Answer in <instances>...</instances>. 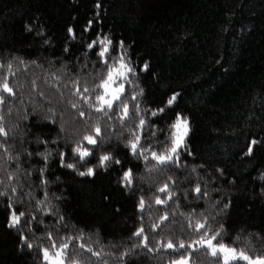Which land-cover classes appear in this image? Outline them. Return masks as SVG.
Returning a JSON list of instances; mask_svg holds the SVG:
<instances>
[{
  "label": "trees",
  "instance_id": "trees-1",
  "mask_svg": "<svg viewBox=\"0 0 264 264\" xmlns=\"http://www.w3.org/2000/svg\"><path fill=\"white\" fill-rule=\"evenodd\" d=\"M105 36L109 63L126 53L135 69L123 81V121L115 106L95 111L102 90L92 89L107 66L101 45H88ZM0 64L15 92L0 105L8 133L0 136V264H44L41 248L69 238L81 264H170L181 254L217 264L192 248L216 232L229 247L264 255V0H0ZM84 87L91 108L75 94ZM177 114L190 132L178 159L158 164L152 152L171 147ZM78 144L92 155L81 161ZM105 154L113 160L100 167ZM88 168L95 174L79 175ZM13 211L24 215L10 227ZM140 228L147 248L134 235ZM169 240L186 246L168 249Z\"/></svg>",
  "mask_w": 264,
  "mask_h": 264
},
{
  "label": "snow or ice",
  "instance_id": "snow-or-ice-1",
  "mask_svg": "<svg viewBox=\"0 0 264 264\" xmlns=\"http://www.w3.org/2000/svg\"><path fill=\"white\" fill-rule=\"evenodd\" d=\"M99 7V5H97ZM91 25V21L89 22V26ZM31 30V29H29ZM87 30V29H85ZM69 33H72L73 30L71 28L68 29ZM97 44L101 45V49L98 52V56L103 59L104 64L107 66V72L104 75V77L101 79L100 83L95 86L92 91H95L97 88L101 89L102 91L96 95L95 99L98 103V106L95 107L96 112H101L107 114V111H112L114 109V106L119 108L121 112L120 119L126 120L129 117V106L126 102H124V99H122L125 88L124 83L122 81H128L129 83L131 81L128 80L129 74L135 75V69L129 66V63L126 61L125 56L126 53L121 54L118 58L114 60L113 63H109V59L111 57L108 55L110 52V48L112 46V40L105 36L103 39H98L92 41L88 45V47L91 49ZM120 48H123V42H120L119 45ZM4 65L0 64V68H3ZM8 69L11 70L12 65L9 63L7 65ZM148 64L145 63L143 66L144 71L148 70ZM89 89L87 87H84L82 92L79 88L76 90V95H80L82 99H84L85 103L88 104V106L91 108L93 105L89 102V98L84 96V93H88ZM6 93L8 96H14L15 92L13 88L9 85L8 78L5 76L2 79H0V105L5 103V95ZM142 94V93H141ZM178 94H174L171 96L168 101L167 105L171 106L177 99ZM133 100L136 99L135 96L132 97ZM73 108L76 107L75 104L72 105ZM158 111L163 112L164 109L161 108ZM153 115H156V112L152 113ZM80 115L83 116L84 113L80 112ZM3 120V117L0 116V121ZM145 124V121L143 119L140 120V123L138 127L143 128ZM171 133H170V140H171V147L167 148L164 153L157 154L156 152H152V159L156 160L158 164H166L169 161L173 160V158L178 159L179 155V149L184 146L185 140L190 132V125L187 117H181L179 114H177L176 120L174 123L170 126ZM96 136H100L101 129L99 126H96L95 128ZM8 133L3 127L2 124H0V136L7 137ZM134 135V141H130L128 146L130 147L132 153L135 155L138 151V145L140 137L138 135ZM84 140L87 141L90 145H96L97 140L94 136L88 135L84 137ZM253 144L256 143V141H252ZM144 151H147L145 149ZM73 152L79 156V159L81 161L85 160L88 156L92 155V152L88 149L83 147V145L78 144L74 149ZM252 149H248L247 154H251ZM147 159V157H145ZM113 158L111 155L105 154L100 157L99 166L105 167L109 161H112ZM115 163H120L119 160H115ZM67 168H75L74 164H65L64 165ZM95 174V170L93 168H88L86 172H79V175L81 176H92ZM123 180L126 181L129 185L132 181V173L131 170H128L123 175ZM15 191V189H13ZM160 192H167V185L159 189ZM196 192H200V188H196ZM4 193H0V195H3ZM171 198V194L169 193V199ZM157 204H164L166 201L161 200L159 198L156 199ZM144 207V201H140V208L143 210ZM24 215L23 212L17 213L15 211L12 212V222L10 223V227H15L16 224L19 223L20 217ZM162 219H167V217H163ZM196 230L201 231L205 228L204 223H197L196 224ZM144 229L140 228L137 232L134 233L135 236H143ZM220 236L219 232H216L212 234L210 237L206 233H202L201 237L198 241L195 243L199 244L200 247L206 248L208 250V254L212 256L213 258H216L217 264H240V262H243V264H264V255L260 256H250L245 250H237L234 247H229L228 245L219 242L218 237ZM25 242L27 243V237H23ZM49 239L51 240V235H49ZM71 239L65 240L63 242L57 243L56 241H53L50 248L44 247L41 248L42 258L44 264H81V261L78 259V257L73 253L70 254L69 244L71 242ZM148 238L146 236H143V246L145 248L148 247L147 243ZM185 243L183 241L179 242L178 248L183 249L185 248ZM28 248H32L33 245L31 243H27ZM80 248H84V244L79 245ZM164 247L168 249L178 250L177 246L169 240ZM188 247H191V245H188ZM88 252H91L93 256H99V252H94L92 248L86 249ZM195 250V249H194ZM149 251H152L151 248H149ZM191 254H188V256H185L181 254V256L170 262V264H189Z\"/></svg>",
  "mask_w": 264,
  "mask_h": 264
},
{
  "label": "rangeland",
  "instance_id": "rangeland-1",
  "mask_svg": "<svg viewBox=\"0 0 264 264\" xmlns=\"http://www.w3.org/2000/svg\"><path fill=\"white\" fill-rule=\"evenodd\" d=\"M122 83H124V82L122 81ZM198 247H200V245L197 243H196V245L192 246L193 249L198 248ZM189 264H191L190 261H189Z\"/></svg>",
  "mask_w": 264,
  "mask_h": 264
}]
</instances>
